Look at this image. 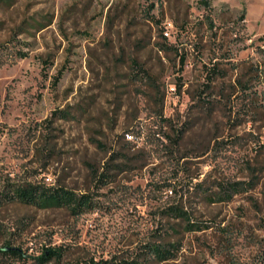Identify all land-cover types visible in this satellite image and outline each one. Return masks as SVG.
Segmentation results:
<instances>
[{"label": "rangeland", "instance_id": "374dc122", "mask_svg": "<svg viewBox=\"0 0 264 264\" xmlns=\"http://www.w3.org/2000/svg\"><path fill=\"white\" fill-rule=\"evenodd\" d=\"M208 2L0 0V199L93 200L0 205V264H264V0Z\"/></svg>", "mask_w": 264, "mask_h": 264}, {"label": "trees", "instance_id": "16d2710c", "mask_svg": "<svg viewBox=\"0 0 264 264\" xmlns=\"http://www.w3.org/2000/svg\"><path fill=\"white\" fill-rule=\"evenodd\" d=\"M203 4L209 6L208 0H201ZM264 52V50H263ZM21 58L26 57V54H20ZM63 114V112H61ZM18 202L26 205L35 206L39 209L48 208H65L73 215L84 214L93 209V200L88 194L78 195L77 193L68 190L64 187H47L41 184L27 182L16 184L2 193L0 205L4 203ZM178 217H182L179 212H175ZM3 255L13 257L19 261H25L27 256L20 248L12 246H4L1 249ZM160 248H153L151 255L158 259H165L167 256ZM64 251L62 247L50 248L45 250L40 256L33 258L35 264H62ZM29 259V258H28ZM74 264H139L138 262L118 261L117 259L110 260H95L85 259Z\"/></svg>", "mask_w": 264, "mask_h": 264}]
</instances>
